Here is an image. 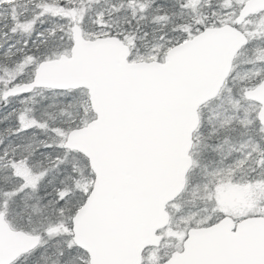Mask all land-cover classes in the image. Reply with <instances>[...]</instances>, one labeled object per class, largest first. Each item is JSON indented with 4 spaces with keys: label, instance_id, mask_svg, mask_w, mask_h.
I'll return each mask as SVG.
<instances>
[{
    "label": "snow or ice",
    "instance_id": "snow-or-ice-1",
    "mask_svg": "<svg viewBox=\"0 0 264 264\" xmlns=\"http://www.w3.org/2000/svg\"><path fill=\"white\" fill-rule=\"evenodd\" d=\"M0 264H264V0H0Z\"/></svg>",
    "mask_w": 264,
    "mask_h": 264
}]
</instances>
